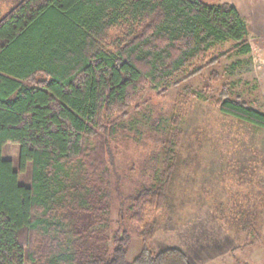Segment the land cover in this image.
<instances>
[{"label":"trees","instance_id":"obj_1","mask_svg":"<svg viewBox=\"0 0 264 264\" xmlns=\"http://www.w3.org/2000/svg\"><path fill=\"white\" fill-rule=\"evenodd\" d=\"M248 33L236 5L202 0H20L1 17L0 264H192L182 248H150L155 223L143 225L132 261L127 231L108 253L87 248L84 230L71 240L66 226L70 211L106 204L115 114L140 86L174 78L223 41L250 52ZM216 104L264 128V112L248 102L223 95ZM8 142L20 146L18 169L3 156ZM30 162L27 185L19 173ZM173 171L132 196L134 217L166 205Z\"/></svg>","mask_w":264,"mask_h":264},{"label":"rangeland","instance_id":"obj_2","mask_svg":"<svg viewBox=\"0 0 264 264\" xmlns=\"http://www.w3.org/2000/svg\"><path fill=\"white\" fill-rule=\"evenodd\" d=\"M19 1L0 0V18ZM202 1L236 5L252 50L220 42L174 78L142 84L115 114L121 131L111 141L106 204L97 214L70 211L66 226L71 240L74 230H84L92 251L97 242L99 252L111 253L117 231L125 230L132 261L143 246V225L155 223L149 242L155 252L175 246L192 264H264V128L216 104L224 95L264 112V0ZM19 154L18 143L5 144L3 156L17 169ZM169 164L174 171L166 205L144 207L138 220L132 196L157 185ZM32 171L30 162L20 181L30 185ZM82 180L79 171L78 187Z\"/></svg>","mask_w":264,"mask_h":264}]
</instances>
